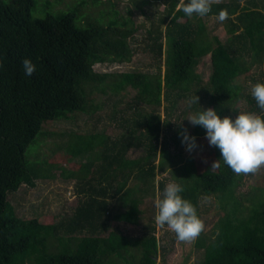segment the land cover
<instances>
[{"label": "trees", "instance_id": "1", "mask_svg": "<svg viewBox=\"0 0 264 264\" xmlns=\"http://www.w3.org/2000/svg\"><path fill=\"white\" fill-rule=\"evenodd\" d=\"M131 2L124 15L114 0H77L56 12L41 0H0V264H156V226H145L137 238L119 227L141 224V206L147 195L154 196L157 171L168 169L200 217L205 199L216 198L224 210L212 236L206 238L203 231L196 240V248L204 251L203 264H264V200L239 194L244 174L220 160L218 147L203 158L176 151L175 112L161 115L163 95L175 111L186 93L222 117L232 116V104L242 100L248 111L264 115L248 84H236L251 66L264 65V0L212 1V12L204 17L186 16L187 0ZM157 3L164 5L159 19L148 10ZM221 9L229 13L228 38L215 45L204 19ZM136 15L144 22L136 24ZM139 53L159 60L153 72L95 70L129 63ZM207 55L212 75L204 85L194 65ZM25 58L36 64L31 76L24 74ZM250 79L264 82V67ZM129 89L136 93L125 99L122 93ZM101 95L110 96L122 134H70L67 147L60 148L70 164L95 153L96 159L85 164L87 174L71 176L78 182L76 206L59 221L56 216L20 217L12 193L22 186L35 188L53 168L42 164H57L56 156L45 162L38 152L30 161L29 146L49 122L78 114L92 119ZM199 103H194L196 114L203 111ZM192 135L206 136V129L194 125ZM218 160L220 166L211 169ZM166 181L157 182L159 190ZM118 204L126 209L118 210Z\"/></svg>", "mask_w": 264, "mask_h": 264}, {"label": "rangeland", "instance_id": "2", "mask_svg": "<svg viewBox=\"0 0 264 264\" xmlns=\"http://www.w3.org/2000/svg\"><path fill=\"white\" fill-rule=\"evenodd\" d=\"M41 1L42 3H48V9L50 12H56L66 10L67 6L73 5V3L77 0ZM114 1L118 4V8L124 15L127 9L132 6L131 0ZM212 1L222 2L230 0H211V2ZM90 10L92 11V8H90ZM148 10L152 11H150L151 16H154L155 14V17L159 19L160 13H163L164 11V5L162 3H157L154 7H150ZM135 14H137V12H135ZM134 20L136 24L144 22V19L140 16L138 17L137 15L134 17ZM204 20L206 22L209 38L215 42V45H217L220 41H226L228 38V30L225 21L221 22L217 19V17H206ZM153 22L157 23V20H154ZM148 25L150 26V22H148ZM157 60L149 54L144 55L139 53L129 63L97 65L95 66V70L99 72H153L154 68L157 66L156 63L159 61ZM263 67V64L251 66L250 71L242 76L236 84L241 85L242 87H245L248 84L249 92H251V86L254 85L255 82L250 78L253 76L258 78ZM163 68L165 69V65ZM194 68L195 71L200 74L203 83H208L210 81L212 75V63L210 56H206L205 58L197 61ZM135 93V90L129 89L127 92L124 91L122 96L127 99L129 96H134ZM190 96L191 93H186L185 98L180 100V107L176 108L174 111L172 110L171 104L166 100V96L163 95L161 115L164 118L167 112H175L174 116H172L173 118H171V122L174 125L173 130H176L175 127L179 128L178 140H180V145L178 148H175V150L183 151L184 149V156H187V158H203L214 149V146L209 144L206 136H196L199 147L190 152L187 150L186 145L182 143V137L180 135V133L185 130L191 134L193 132L194 125L187 119L190 115L196 114V110L194 109L195 106L190 99ZM109 97L110 96L101 95V97L97 99L99 102L98 107L101 108L97 110V113L93 115L92 119H89L86 114H78L69 121L49 122L45 125L44 131H42L43 133L45 132L44 135L41 133L36 139L37 142L29 146L26 154L30 161L34 160V156L38 152L37 154L41 157V160H44L45 162L48 160L50 161L54 156H56L55 162L57 164L52 166H49L47 163L42 164L44 169H49V167L53 168L51 171L47 172L46 179L38 180V185L35 188L22 186L18 193H12V195L10 194V201L17 207V214L20 217L32 220L45 216H56V220L59 221L62 217L60 216L61 214L65 213L71 207L73 208L76 206V189H78V182H76V180L71 176L72 174H75L76 177H80L87 174L88 172L86 171L88 169L85 164L94 160L95 153L94 155L83 154L75 157V163L70 164L67 159L66 161L62 159V154H59V151L60 148L67 147L71 141V135L80 134L82 136L90 137L91 135L96 136L97 134H101L117 138V136L122 134V130L117 129V124L119 123L118 120L113 118V107L111 105V101L109 102ZM116 99L118 100L119 98ZM203 105H205V103L200 104L201 107L208 108ZM248 106L249 104L245 100L234 102L229 114L235 118L239 114V111H248ZM123 108L125 107H119L120 110ZM120 116L122 115H119L118 118H120ZM171 134L172 132L169 134L168 138ZM41 137L42 142H40ZM171 150H173L172 147ZM50 162H52V160ZM157 173L158 175L156 176L154 196L147 195L141 206L144 211L141 224L134 226L122 223L119 230L122 233L127 234L130 238H137L143 236L145 233V226L152 223L156 226L155 233L158 241V253L155 256L156 264H203L204 251L196 248L197 238L187 242L180 241L177 239V235L173 230L169 229L166 225L161 227L155 222V216L157 214L155 200L157 199L158 194L163 191L158 189L157 182L167 180L166 185L174 182L171 178L172 174L170 169L164 172L157 171ZM263 190L264 167H261L255 173L244 174L242 185L238 192L243 198H251L256 195V198H253V200L258 203L260 200H264ZM116 201L117 200H115V202ZM201 204V218L205 223L204 234L206 235V238H209L212 236L215 225L224 210L219 206L220 202L216 198L205 199ZM117 209L123 211L126 207L123 204H118Z\"/></svg>", "mask_w": 264, "mask_h": 264}, {"label": "clouds", "instance_id": "3", "mask_svg": "<svg viewBox=\"0 0 264 264\" xmlns=\"http://www.w3.org/2000/svg\"><path fill=\"white\" fill-rule=\"evenodd\" d=\"M182 11L188 17H204L212 12L211 0H187ZM216 17L223 22L228 19L229 13L226 9H221ZM22 66L26 76H31L36 71V64L30 58H25ZM251 95L264 111V82L252 85ZM193 102L199 103V97L196 96ZM187 119L193 125L206 129L209 144L219 148L220 160L234 173L250 174L264 167V115L239 111L235 118L222 117L215 108H203V111L190 115ZM180 135L188 151L199 147L197 137L187 130ZM220 160L214 162L211 169L219 167ZM183 192L184 188L179 183L172 182L165 186L155 200V222L161 227L166 225L176 233L178 240L187 242L200 236L205 223L198 215L196 206L182 195Z\"/></svg>", "mask_w": 264, "mask_h": 264}, {"label": "crops", "instance_id": "4", "mask_svg": "<svg viewBox=\"0 0 264 264\" xmlns=\"http://www.w3.org/2000/svg\"><path fill=\"white\" fill-rule=\"evenodd\" d=\"M207 56H210V57H211V55H207ZM204 58H205V57H204ZM198 74H199V73H198ZM199 75H200V74H199ZM200 77H201V76H200ZM201 80H202V78H201ZM202 83H203V81H202ZM203 84L205 85V84H207V83L204 82Z\"/></svg>", "mask_w": 264, "mask_h": 264}]
</instances>
